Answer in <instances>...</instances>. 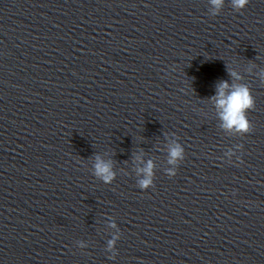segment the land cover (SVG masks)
Wrapping results in <instances>:
<instances>
[{
  "label": "clouds",
  "instance_id": "obj_1",
  "mask_svg": "<svg viewBox=\"0 0 264 264\" xmlns=\"http://www.w3.org/2000/svg\"><path fill=\"white\" fill-rule=\"evenodd\" d=\"M211 5L219 9L223 6L224 0H210ZM249 3V0H231V5L237 11L244 9ZM229 75L239 79L235 72L229 71ZM216 102V106L220 109V117L222 119L223 126L226 129H235L240 133H249L252 130V125L247 118L249 110L255 107V99L251 90L243 84L229 85L227 81H220L216 87V95L213 97ZM183 149L177 144L169 151V163L175 164L178 159L183 158ZM95 175L102 179L105 183H111L115 178V173L112 170L110 162H105L99 156L96 157L94 164ZM153 163L148 161L146 166L139 171L144 174L143 179L139 181L140 189H148L152 184L153 175ZM170 175H174L170 171ZM116 237L108 241V251L112 253V257H115L116 253Z\"/></svg>",
  "mask_w": 264,
  "mask_h": 264
}]
</instances>
